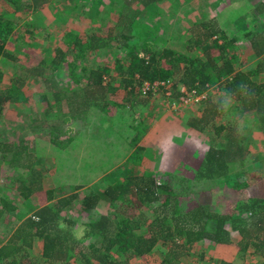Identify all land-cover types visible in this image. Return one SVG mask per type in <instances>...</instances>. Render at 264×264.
<instances>
[{"label":"trees","instance_id":"16d2710c","mask_svg":"<svg viewBox=\"0 0 264 264\" xmlns=\"http://www.w3.org/2000/svg\"><path fill=\"white\" fill-rule=\"evenodd\" d=\"M76 1L0 0V58H11L6 41L19 36L17 20L20 16L52 5L64 18L72 12L65 6ZM166 1L108 0L111 5L118 2L120 8L115 26L104 32L88 31L84 37L67 32L61 37L62 47L54 48L46 61L41 60L39 76H43L44 68L59 69L68 76L71 85L54 92V103L46 106L45 112L53 119L43 125L51 130L52 144L59 145L61 137L73 134L74 122H80L83 127V118L94 105H101L106 112L116 104L111 96L116 95L118 88L104 80L109 75L108 69L91 66L82 67L78 72V66L72 61L84 60L88 53L111 44L126 51L127 65L117 63L116 72L120 77L119 87L130 95L141 96L139 87L143 83L175 80L173 91L178 97L182 94L177 86L200 96L217 84L218 101L216 104L211 102V120L224 116L227 106L238 117L246 120L254 117L264 135V83L252 79L264 73V34L251 40L252 58L260 60L249 72L237 68V55L228 53L234 41L227 39L224 30L231 20L220 27L218 15L210 21L196 22L200 33L187 43L185 50L156 52L155 44L161 38V32L158 26L152 28L141 23L138 10L143 8L145 16L154 18ZM71 7L76 10V5ZM248 7L256 12L253 18L264 11V3ZM8 83L3 86L0 70V117L6 104L26 102L24 80L9 78ZM159 93L165 97V90ZM131 128L136 130V127ZM229 138L230 146L211 145L197 170L188 177L190 179L172 176L173 186L168 182L159 183L145 172L127 174L120 181L108 183L102 197L110 205L111 213L89 215L78 224L62 214L78 198L81 188L75 186L59 195L43 190L42 171L35 167L33 156L23 146L15 151L9 149L28 177L16 181V191L26 201L37 200L38 208L0 242V264H130L131 260L153 252L160 253L158 264H177L190 247L202 241L231 245L232 232L240 238L236 244L239 252L245 253L250 248L255 255L263 252L264 193H257L255 184L250 185V179L243 181L249 150L233 136ZM108 175L105 173L104 178ZM217 186L234 194L229 210L215 211L210 203H198L192 197L195 190L202 196L212 195ZM87 193L82 198L81 208L89 213L97 207L100 197L94 192ZM40 199L44 202L40 203ZM186 202L194 206L188 208ZM35 241H41V252L36 256L31 255Z\"/></svg>","mask_w":264,"mask_h":264},{"label":"rangeland","instance_id":"374dc122","mask_svg":"<svg viewBox=\"0 0 264 264\" xmlns=\"http://www.w3.org/2000/svg\"><path fill=\"white\" fill-rule=\"evenodd\" d=\"M258 2L264 3V0H167L154 18L145 16L143 8H140L139 21L152 28L158 26L161 38L154 49L158 52L162 49L185 50L187 43L200 33L199 24L196 25L198 21H210L218 15L219 26L222 27L224 22L231 20L224 30L227 39L234 41L228 53L237 55V68L249 72L260 60L252 58L251 40L264 34V11L253 18L256 12L248 7ZM73 5H76V10H72ZM65 8L72 12L64 18L52 5L20 16L17 20L19 36L6 41L11 58H0L3 86L9 84V78H22L26 100L6 104L0 117V208L8 210L0 218L1 243L29 215L28 212L38 208L37 200L26 201L16 191V181L28 177L24 168L12 158L9 149L15 151L21 146L33 156L35 167L41 169L43 190L59 195L75 186L81 188L78 198L62 214L76 224L89 215L111 213L110 205L102 197L108 183L120 181L127 174L145 172L157 182H168L173 186L172 176L190 179L188 177L197 170L211 145H231L229 136L244 143L249 150L243 181L250 179V185L255 184L254 190L264 193V135L254 117L249 120L238 117L226 106L224 116L211 120V102L216 104L218 101L217 84L208 88L200 101L190 97L185 100L184 94L183 101L182 96H175V80L170 81L169 97L162 96L161 90L151 99L137 93L130 95L119 87L120 77L116 72L117 63L124 67L127 65L126 51L112 44L88 53L84 60L72 61L78 66V72L82 67L91 66L108 69L106 80L118 88L116 95L111 96L116 104L106 112L101 105H94L84 116L83 127L80 122H74L73 134L61 137L59 145L52 144L51 130L43 125V122L53 119L45 112L46 106L54 103V92L71 85L68 76L59 69L44 68L43 76H39L42 69L39 63L42 59L46 61L54 48L62 47L61 37L65 33L84 37L88 31L104 32L118 23L120 12L118 2L111 5L108 0H77ZM252 79L264 83V73ZM177 87L179 92L183 88ZM105 173L109 175L104 178ZM214 190L209 196H202L195 190L192 197L198 203H210L215 211L229 210L234 194L222 186ZM87 192L100 197L97 207L89 213L81 208L82 198L89 194ZM41 202L44 199H40ZM186 203L188 208L194 206ZM239 239L238 234L232 232V244L229 246L202 241L190 247L177 264H264V251L255 255L250 248L241 253L236 246ZM40 252L41 241H35L31 255L36 256ZM159 254L153 252L131 260L130 264H158Z\"/></svg>","mask_w":264,"mask_h":264},{"label":"built area","instance_id":"2783aa9c","mask_svg":"<svg viewBox=\"0 0 264 264\" xmlns=\"http://www.w3.org/2000/svg\"><path fill=\"white\" fill-rule=\"evenodd\" d=\"M104 80L106 82H108V80H106V78H104ZM171 87L172 86L170 84V81L167 80V81H161V82H154L152 84H150V83H143L139 87V91H140V95L142 97H148V96H154V95H156L160 90H165L164 95L166 97H169L171 95V91H170V88ZM180 92H181V94L186 95L185 100L187 98H189V97L191 99H193L194 101H200L201 99L204 98L201 95L200 96H197L194 91L189 92L188 90L185 89V87L181 88ZM183 99H184V96L182 95L181 101H183Z\"/></svg>","mask_w":264,"mask_h":264},{"label":"crops","instance_id":"0c3cea01","mask_svg":"<svg viewBox=\"0 0 264 264\" xmlns=\"http://www.w3.org/2000/svg\"><path fill=\"white\" fill-rule=\"evenodd\" d=\"M35 210V209H34ZM6 211H8V210H4L3 208L1 209L0 208V218L2 217V216H5L6 215ZM33 212V211H32ZM28 214L30 215L31 214V212H28ZM20 224V223H19Z\"/></svg>","mask_w":264,"mask_h":264}]
</instances>
